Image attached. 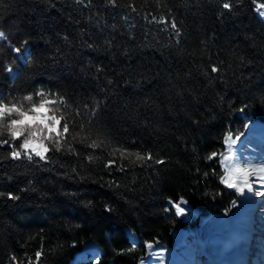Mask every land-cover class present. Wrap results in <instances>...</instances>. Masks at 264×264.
I'll return each mask as SVG.
<instances>
[{
	"label": "trees",
	"instance_id": "1",
	"mask_svg": "<svg viewBox=\"0 0 264 264\" xmlns=\"http://www.w3.org/2000/svg\"><path fill=\"white\" fill-rule=\"evenodd\" d=\"M257 4L264 0H0L2 99L27 110L25 95L35 103L37 91L56 93V115L69 125L59 151L45 141L47 161L12 160L0 146V264H69L85 243L102 253L79 264H138L144 244L169 248L171 231L185 227L168 202L230 214L237 196L222 185L218 159L225 136L264 124ZM22 139L9 143L20 150Z\"/></svg>",
	"mask_w": 264,
	"mask_h": 264
},
{
	"label": "rangeland",
	"instance_id": "2",
	"mask_svg": "<svg viewBox=\"0 0 264 264\" xmlns=\"http://www.w3.org/2000/svg\"><path fill=\"white\" fill-rule=\"evenodd\" d=\"M260 5V4H258ZM258 5H256V13L264 20V16L260 15V12H264V8H259ZM0 40H4L3 38H0ZM18 61L21 62V65L26 64V60H24V57L21 58L19 53H16ZM24 55L28 56L29 52L28 50H25ZM6 69V67H5ZM5 75L9 80H13L15 73L14 71L8 72L5 71ZM0 98H2V94L0 93ZM37 102L39 100V97H36L35 99ZM5 102V100L3 99ZM11 101H6L5 103H8ZM257 129L253 131L254 129ZM263 128V129H258ZM264 131V124H257L255 122L249 123L244 132L243 135L233 138L231 137V140L228 141V143H225V153L221 155L219 159V164L222 165L224 170L223 178H226V167L224 163H222L223 158L225 155L229 154V146H230V153L232 155V163L236 158V153L241 151L240 153L245 152L248 153V144L255 143L256 141L252 139L258 138L259 132L258 131ZM257 132V133H256ZM255 137V138H254ZM260 138V136H259ZM259 142L252 145L254 148L257 149L258 147L263 149V155L260 156V154H256L254 158L251 159L250 162L247 160H237L241 166L246 165H253V166H260L264 165V136L261 137V139H258ZM232 141H235V143H232ZM252 142V143H251ZM242 144L239 148L238 145ZM242 149V150H241ZM245 154V155H246ZM244 155V156H245ZM241 154L238 158H241ZM243 158V156H242ZM259 158V159H258ZM239 175V174H236ZM261 176H264V173H256L255 175H250L248 177V184L250 187H245L242 191L238 190L237 188H228L225 184V186L228 189H231L236 192V194L239 196V202L237 205H235V208L232 212V214L229 216L230 223L237 227V229L233 230V234L235 237L229 238L228 236L231 234L228 230L225 231L228 234V236H221L217 235L215 230L223 224V222L217 218H199L197 219V212L192 211L186 203H178L180 207L183 209L182 214H177L176 208L174 204L168 202L167 207L171 208L174 213H176L177 217L181 220H184L188 224V229L185 231L178 230L176 232H173L172 238H173V244L174 246L170 249V251H164L159 250V248L156 245L149 246L147 248V253L145 259L140 261L139 264H152L153 262H146V259H150L149 257H152L151 251L153 252H171L175 257H179L187 264H204V255L208 253H218L223 254L227 257L231 255V253H249V264H264V196L256 195L257 192H264V180L260 179ZM222 180V179H221ZM240 183V181H238ZM245 197H248L249 200L244 201ZM251 198V199H250ZM255 203V204H254ZM249 205L246 207L245 205ZM238 214L237 219L235 220V216ZM235 220V222H234ZM246 222L243 227H240L239 224ZM235 223V224H234ZM221 224V225H220ZM237 224V225H236ZM225 225H228L225 221ZM220 232V231H219ZM221 232H224L221 228ZM206 243L200 241H205ZM225 245V246H224ZM209 248V249H208ZM212 248V250H210ZM209 251H206V250ZM250 249V250H249ZM101 251L91 244H83L82 250L77 252L70 264H79L81 261H85L88 259V256L90 258L96 260L99 259L101 255ZM216 253V254H217ZM248 259V258H246ZM251 262V263H250ZM155 264V263H153ZM160 264V263H156ZM211 264V263H209Z\"/></svg>",
	"mask_w": 264,
	"mask_h": 264
},
{
	"label": "snow or ice",
	"instance_id": "3",
	"mask_svg": "<svg viewBox=\"0 0 264 264\" xmlns=\"http://www.w3.org/2000/svg\"><path fill=\"white\" fill-rule=\"evenodd\" d=\"M255 2V0H254ZM76 3L83 4L84 7H89L91 5V0H76ZM108 4L115 7L116 0H108ZM222 7L224 9H231L232 4L230 2H223ZM259 8H264V4L258 5ZM135 9H133L134 11ZM261 16H264V12H260ZM152 21L157 23L167 24L165 19L161 17L159 20H156V17H152ZM170 28L175 32L177 36L180 35V31L178 28L177 23L173 20L170 23ZM5 33L0 31V38H3ZM65 43H70L67 36L63 37ZM25 44L27 41L24 42ZM88 48H93L94 44L91 42H85ZM106 44L111 46V41H107ZM12 51L16 53L21 52V48L14 47ZM59 52V49H57ZM8 72H12L13 69L11 67H6L5 69ZM99 72L100 69L97 68ZM220 68L217 65L211 66L212 73H218ZM36 97H39L38 102L33 103V95H25L23 99L31 104V107L25 110L22 105H18L17 103L8 102L5 103L2 98H0V135H3L6 131L7 136L9 139H0V146H8L11 148L9 152V157L12 160H19L23 157L27 158L29 161L33 160V157H38L41 161H47V153L49 148L45 144V141H54L56 150L59 151L61 147V139L68 134L69 132V125L67 122H63V116H57L56 113L59 111L58 108L53 107L60 103H64V98L62 96H58L56 93H45L44 91H37L35 93ZM85 108H88V105H85ZM90 111L95 114V107L91 108ZM79 114V112H78ZM15 117V118H13ZM7 118V123L5 124L4 121ZM83 127V126H82ZM22 142L19 145V149L17 150L13 147L9 140L17 141L21 140ZM231 140L230 136H225V143L227 144L228 141ZM235 143V141H232ZM99 145L94 140L89 147L96 148ZM119 151L121 157H127L131 155H135L136 160L143 161V160H151L153 157L149 155H141L140 153H130L127 150H120ZM115 154V153H114ZM218 153L213 152L208 159H214ZM223 155V154H219ZM232 155L230 153V146H229V154L225 155L223 158L222 163H224L226 167V178H222V183H224L228 188H237L238 190L242 191L244 187H250L248 184V177L250 175H255L256 173H264V165L260 166H253V165H246L241 166L240 164H233L232 163ZM156 163H163L161 160H157ZM115 164V160H109L105 167H111ZM239 174V175H236ZM260 179L264 180V176H261ZM240 181V183H238ZM3 195V193H0ZM256 195L264 196V192H257ZM19 197L13 195L11 192L8 193V199L16 200ZM177 211V214H182L183 209L180 207L179 204L174 205ZM42 251H37L35 253L36 261H39L42 256ZM14 264H20V262L16 261V258L13 257ZM30 264H35V262H30ZM97 264L100 262L97 260Z\"/></svg>",
	"mask_w": 264,
	"mask_h": 264
},
{
	"label": "bare ground",
	"instance_id": "4",
	"mask_svg": "<svg viewBox=\"0 0 264 264\" xmlns=\"http://www.w3.org/2000/svg\"><path fill=\"white\" fill-rule=\"evenodd\" d=\"M258 5V4H257ZM258 129H263V128H258ZM255 130H257L256 128L253 130V131H255ZM260 134H259V136H260V138H259V136H257L258 138H256V139H252V140H254V141H256L255 143L253 142H251L252 144H248L247 146V150H248V153L246 154L245 152H243V153H240L241 151H239V152H237L236 153V158L237 159H235L234 161H233V164H239V162L237 161L238 159L240 160H247L248 162H250L251 161V159L252 158H254L255 156H256V154H260V156H262L263 155V149L262 148H260V147H258V145H257V148H258V151H257V149L256 148H254L252 145H254V144H256V143H258L259 142V140L258 139H261V137L262 136H264V131L263 130H261V131H258ZM257 133V132H256ZM255 138V137H254ZM242 144H240V145H238L237 147L239 148L240 146H241ZM243 146V145H242ZM242 150V149H241ZM240 154L243 156V158H242V156H241V158H238L239 156H240ZM246 154V155H245ZM245 155V156H244ZM257 157V156H256ZM259 159V158H258ZM241 165V164H240ZM243 189H245V187L243 188ZM251 199V198H250ZM247 200H249V198L248 197H245V200L244 201H247ZM255 204V203H254ZM246 207H248L249 205L247 204V205H245ZM236 219H237V217H236ZM235 219V220H236ZM246 224V222H243V223H241V224H239V226L240 227H243V225H245ZM237 225V224H236ZM222 230L225 232V231H227L228 230V232L230 231V229L228 228V227H224V226H222ZM250 250V249H249ZM151 253H153V254H151L152 255V257H149L150 259L148 260V259H146V262H153V263H160V264H187L186 262H184L182 259H180L179 257H175L171 252H152L151 251ZM217 253V252H216ZM215 253V255H217V256H219L220 254H216ZM231 257H233L234 258V260H227L228 262L227 263H216V264H248V261H247V259L246 258H243V257H241L240 256V253H233L232 252V256ZM145 259V258H144ZM152 263V264H153ZM251 263V262H250Z\"/></svg>",
	"mask_w": 264,
	"mask_h": 264
}]
</instances>
